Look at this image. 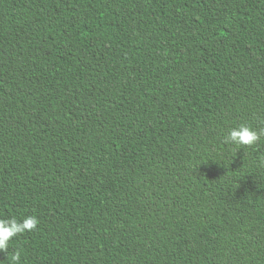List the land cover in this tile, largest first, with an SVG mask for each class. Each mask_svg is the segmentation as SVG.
I'll return each instance as SVG.
<instances>
[{"label":"trees","instance_id":"obj_1","mask_svg":"<svg viewBox=\"0 0 264 264\" xmlns=\"http://www.w3.org/2000/svg\"><path fill=\"white\" fill-rule=\"evenodd\" d=\"M241 123L264 129V0H0V219H38L20 264H264Z\"/></svg>","mask_w":264,"mask_h":264},{"label":"clouds","instance_id":"obj_2","mask_svg":"<svg viewBox=\"0 0 264 264\" xmlns=\"http://www.w3.org/2000/svg\"><path fill=\"white\" fill-rule=\"evenodd\" d=\"M262 134L264 129L258 131L247 123H241L229 129L223 143L235 146L236 149L247 148L260 141ZM37 226L38 219L35 215L25 216L21 220L15 217L0 219V252L6 253V259H10L11 264H20L21 253L15 251L8 257L10 241L20 234L34 231Z\"/></svg>","mask_w":264,"mask_h":264}]
</instances>
